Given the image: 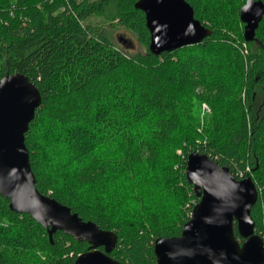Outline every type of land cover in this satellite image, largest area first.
Instances as JSON below:
<instances>
[{"label": "trees", "instance_id": "1", "mask_svg": "<svg viewBox=\"0 0 264 264\" xmlns=\"http://www.w3.org/2000/svg\"><path fill=\"white\" fill-rule=\"evenodd\" d=\"M136 1L0 0V79L23 74L41 100L24 134L36 190L113 231L111 258L154 264L153 241L178 236L198 201L185 178L195 151L254 182L264 243V15L245 42V0H185L211 34L154 55ZM90 16L143 51L121 48ZM8 202L0 196V264H73L88 250L60 231L50 242Z\"/></svg>", "mask_w": 264, "mask_h": 264}, {"label": "water", "instance_id": "2", "mask_svg": "<svg viewBox=\"0 0 264 264\" xmlns=\"http://www.w3.org/2000/svg\"><path fill=\"white\" fill-rule=\"evenodd\" d=\"M134 8L144 15L148 50L154 55L198 44L211 34L185 0H137ZM263 15L261 0H245L239 8L245 42L254 39ZM40 101L23 74L0 79V196L9 201L10 211L27 214L41 225L50 242L60 231L87 243L88 250L73 264H122L109 255L117 244L113 231L81 220L36 190L24 134ZM185 178L198 201L178 236L153 241L154 264H264L263 239L254 232L250 215L257 200L254 182L235 179L227 167L195 151L186 156Z\"/></svg>", "mask_w": 264, "mask_h": 264}, {"label": "rangeland", "instance_id": "3", "mask_svg": "<svg viewBox=\"0 0 264 264\" xmlns=\"http://www.w3.org/2000/svg\"><path fill=\"white\" fill-rule=\"evenodd\" d=\"M78 1V0H75ZM90 23L95 24L96 26L103 27V33L106 37L110 38L114 43L118 44L121 48L125 49L126 51L130 53L135 52H142L143 47L140 45V43L137 41L136 37L128 33L127 31L119 28H110L108 27V19L106 17L102 16H90V18L87 19ZM124 40V42L122 41ZM205 103H200L199 105V117H201L204 112L203 108H205ZM177 154H180V151H176ZM243 179V178H240Z\"/></svg>", "mask_w": 264, "mask_h": 264}, {"label": "built area", "instance_id": "4", "mask_svg": "<svg viewBox=\"0 0 264 264\" xmlns=\"http://www.w3.org/2000/svg\"><path fill=\"white\" fill-rule=\"evenodd\" d=\"M65 1H67V0H65ZM204 107H205V108H203V112H204V113H205V112L207 113V112L209 111L207 105H205Z\"/></svg>", "mask_w": 264, "mask_h": 264}]
</instances>
